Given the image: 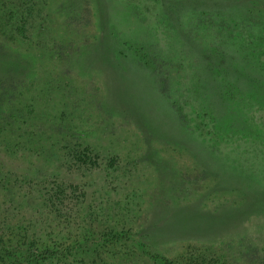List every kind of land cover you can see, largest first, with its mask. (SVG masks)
<instances>
[{
	"label": "rangeland",
	"instance_id": "374dc122",
	"mask_svg": "<svg viewBox=\"0 0 264 264\" xmlns=\"http://www.w3.org/2000/svg\"><path fill=\"white\" fill-rule=\"evenodd\" d=\"M196 1V9L212 10L210 0ZM159 3L163 1L0 0V145L9 142L11 149L0 148V177L8 182L0 183V219L6 213L12 222H25L28 200L47 199L58 190L65 189L73 194L72 201H80L85 187L78 183L89 178L83 204L91 202L90 194L100 186L107 190L113 185L110 197L116 200L137 191L139 209L132 232L139 231L151 248L174 262L200 253L218 264H264V210L255 208L264 203V191L252 194L256 188L264 189L261 164L255 159L247 167L250 178L228 184L226 173L216 174L200 163L201 154L192 156L191 150L200 143L197 133L181 131L174 144L165 137L174 133L166 131L176 115L158 96L149 71L141 68L135 74L128 62L123 71H116L100 57L102 51L110 56L117 51L114 42L130 45L128 32L138 29L147 34L143 40L148 48L180 62L183 73L192 72L190 64L200 61L194 46L208 44L211 26L228 21L209 15L196 20L189 11L194 3L187 1L182 2L186 10L180 21L161 22L155 13ZM17 9L25 14V22H12ZM226 9L233 12L232 6ZM98 16L106 21L99 24ZM178 24L192 29L205 24V29L197 31L200 37L187 38L177 31ZM101 28L108 30L104 39ZM166 28H172L168 35ZM174 47L182 49L166 53ZM131 83L144 95V102L136 99V106L123 102L122 94ZM61 127L74 132L69 140L74 149L83 140L92 150L72 157L61 154L59 161L55 149L68 138L59 135ZM70 144L62 146L64 152ZM229 149L234 155L220 156L251 159H241L240 151ZM68 160L71 166L61 165ZM20 176L28 182L19 183ZM195 221L200 231L184 230ZM127 253L119 242L99 256L107 264H151Z\"/></svg>",
	"mask_w": 264,
	"mask_h": 264
},
{
	"label": "trees",
	"instance_id": "16d2710c",
	"mask_svg": "<svg viewBox=\"0 0 264 264\" xmlns=\"http://www.w3.org/2000/svg\"><path fill=\"white\" fill-rule=\"evenodd\" d=\"M162 1L164 4L159 3L160 6L155 10L156 19L161 22L162 19L180 21L179 18L186 10L183 5L187 1L194 3V9L189 11L196 20L209 15L228 21L221 27L218 21L217 28L210 25V42L204 46H194L195 55L200 54V61L190 64L192 72L183 73L184 68L179 70L180 62L169 60L148 48V41L143 40L146 39L143 36L147 34H142L138 29L128 32L130 45L125 41L119 47L114 42L117 51H111V56L109 52L102 51L100 57L107 59L116 71H123L125 63L128 62L135 74L141 68L152 74L158 96L176 115V122L166 131L172 129L174 132L172 136H165L168 140L172 139L174 144L178 142L176 138L181 131H187L190 135L195 132L200 143L191 151L195 152L192 156H203L200 163L203 162L209 168L211 166L215 173H226L231 180L228 184L250 178L252 175H248L251 171L247 167H251L255 159L264 168V0H210L209 7L212 10H207L206 7L196 9V0H160ZM151 2L154 3L155 0ZM229 6H232L233 12L226 9ZM24 15L19 9L14 10L11 15L12 22L20 19L24 21ZM26 16L29 19L34 18L33 15ZM98 20L99 24L106 21L101 20L100 16ZM199 28L204 30L205 24ZM199 28L177 25L179 34L187 38L200 37L197 32ZM171 29L166 28L164 34L168 35ZM100 30V37L104 39L108 30ZM212 35L214 38L211 40ZM181 49L182 47L167 48L166 53H177ZM122 97L124 104L133 101L132 105L136 106V99L141 98L144 102V95L132 83L124 90ZM137 115L140 114L137 112ZM187 122L192 126L187 125ZM62 133L65 137L68 136L62 140L71 144L66 152L63 151L68 146H63L65 143L55 149L54 153H59V161L61 154L72 157V153L86 155L88 148V151L92 150V146L83 140L77 142L78 149H74L75 143L69 141L72 140L74 132L61 127L59 135ZM9 146V142H4L0 148L11 152ZM229 148L234 149L235 153L240 151L241 159H251L244 162L228 155L220 156L221 152L234 155ZM61 165L66 168L72 164L68 160ZM240 177L243 178L238 179ZM58 180L63 183L65 179ZM17 181L21 184L28 182L24 176H20ZM1 182L8 183L2 176ZM72 183L75 182L70 181ZM90 183L89 178L78 183L79 187H85L80 190V201H72L73 194L71 196L65 189L53 192L47 199L40 200L38 196L31 198L28 200L31 205L30 213L25 222L19 219L12 222L3 213L0 219V264H96L97 261L107 264L99 254L104 253L107 246H117L119 242L128 250V257L145 258L151 264L219 263L215 258L211 261L205 260L200 253L186 258L183 263L170 260L151 248L139 231L132 232L133 221L139 209L137 191H131L116 200L115 197H110L113 185L107 190L100 186L94 190L95 194H90L91 202L83 204ZM260 189L256 188L252 194H261L264 189ZM255 208L264 210V203L259 202ZM227 212L221 211L223 216ZM193 223L189 227H183L184 230L200 231L195 225L196 221Z\"/></svg>",
	"mask_w": 264,
	"mask_h": 264
}]
</instances>
